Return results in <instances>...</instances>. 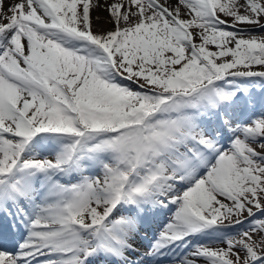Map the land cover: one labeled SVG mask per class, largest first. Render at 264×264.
Masks as SVG:
<instances>
[{"label": "snow or ice", "instance_id": "obj_1", "mask_svg": "<svg viewBox=\"0 0 264 264\" xmlns=\"http://www.w3.org/2000/svg\"><path fill=\"white\" fill-rule=\"evenodd\" d=\"M0 264H264V0H0Z\"/></svg>", "mask_w": 264, "mask_h": 264}, {"label": "bare ground", "instance_id": "obj_2", "mask_svg": "<svg viewBox=\"0 0 264 264\" xmlns=\"http://www.w3.org/2000/svg\"><path fill=\"white\" fill-rule=\"evenodd\" d=\"M101 15H106V13H101Z\"/></svg>", "mask_w": 264, "mask_h": 264}]
</instances>
